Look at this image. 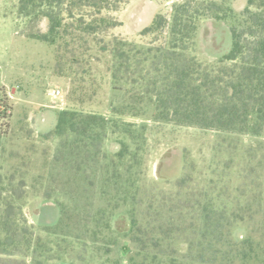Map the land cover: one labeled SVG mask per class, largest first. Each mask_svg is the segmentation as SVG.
Returning a JSON list of instances; mask_svg holds the SVG:
<instances>
[{"label": "rangeland", "instance_id": "obj_1", "mask_svg": "<svg viewBox=\"0 0 264 264\" xmlns=\"http://www.w3.org/2000/svg\"><path fill=\"white\" fill-rule=\"evenodd\" d=\"M144 1L131 0L114 14L122 24L112 31L118 38L115 46L131 58L135 53L137 61L129 71L118 73L111 68L114 59L108 53L93 54L95 59L89 61L85 55L79 64H71L68 57L60 60L62 53L56 54V46L22 37L19 0H0V106L7 107L8 116L0 120V178L22 193L20 203L30 223L31 213L42 200L69 205L68 227L53 231V227L35 226L36 243L42 247L39 260L61 257V261L46 264H194L180 257L174 261L159 257L156 261L139 255L130 243L124 254L123 244L130 238L108 230L105 222L111 223L116 214L133 207L136 218L144 224L142 218L149 205L153 210L162 209L151 215L160 213L164 222L172 216L166 210L198 201L199 208L208 207V212L189 207L182 211L183 221L176 212L173 217L179 231L170 240L161 239L159 250H185L182 243L195 234L207 235L208 242L201 245L210 250L211 241L220 236L221 242L212 244L232 260L215 264H264V136L219 134L152 119V104L146 96L141 97L145 90L141 77L149 71L154 54L148 55L147 49L155 47L149 38L138 36L152 14L149 10V16L140 19ZM154 2L163 14H170L174 5V0ZM204 27L209 30L207 43L219 41L214 52L223 53L231 42L225 22L201 21L195 40L196 57L201 62L205 57ZM56 90L60 96L54 98ZM131 105L137 111H132ZM63 112L75 113L79 130L89 127L88 138L70 133L68 126L62 136L57 135L56 119ZM90 115L101 118L104 124H78ZM41 119L50 122L42 124ZM117 153H125L122 160H117ZM174 158L173 166L164 167L167 177L159 174L162 162ZM113 167L123 182L131 177L138 186L132 202L122 197V190L118 192L116 187L123 186L118 181L115 187L103 186L104 173L111 174ZM20 185L24 188L17 189ZM68 187L85 188V192L73 193L70 201ZM41 214L43 219L52 215L47 210ZM191 221L192 230L188 229ZM162 222L153 227L164 226ZM154 235L161 238L159 233ZM240 236L250 239L252 254L236 244ZM84 243L89 245L85 250ZM244 252L251 258L242 260Z\"/></svg>", "mask_w": 264, "mask_h": 264}, {"label": "trees", "instance_id": "obj_2", "mask_svg": "<svg viewBox=\"0 0 264 264\" xmlns=\"http://www.w3.org/2000/svg\"><path fill=\"white\" fill-rule=\"evenodd\" d=\"M129 1L131 0H19L17 15L23 22L20 35L56 46V54L62 53L60 60L68 57L71 64H79L81 57L85 55L89 61L95 59L93 54L108 53L114 59L111 65L113 70L118 73L122 69L129 71L131 64L137 62L136 54L132 58L126 55L115 46L118 38L112 35V31L122 25L114 18V14ZM201 21L225 22L231 38L230 47L226 51L214 52L219 48V41L214 39L207 43L205 37L209 35V30L204 27L202 41L205 57L202 62L196 57L195 42ZM138 36L149 38L150 45H155L154 48L147 49L148 55L152 52L154 54L150 59L149 71L141 77L145 82L141 97L149 98L153 108L152 119L156 123L194 127L219 134L264 136V0H174L170 14L158 12ZM130 83L134 85V79ZM130 109L137 111L132 105ZM6 110V106H0L2 121L8 118ZM75 118L73 112L58 115L55 125L57 135L62 136L68 126L70 133L88 138L86 134L89 127L87 129L83 126L79 130ZM93 122L104 124L101 118L93 115L78 124ZM77 143L80 144L81 141ZM124 156L125 153L115 154L117 160H122ZM106 167H110V164ZM118 172L116 167H113L111 174L103 171V186L115 187L119 182L123 186L116 187L118 192L122 190V197L132 202L136 198L134 191L138 190V186L131 182V177L123 182ZM183 186L181 183L180 188ZM16 188H24V185ZM73 188H66L70 201L73 200V193L79 194V191L85 189ZM21 199L22 193L15 191L11 183L3 184L0 178V264H46L49 261H61L60 255L39 260L38 250L42 247L36 243L34 229L35 226H42L47 230L53 227L52 230L57 231L68 227L66 221L71 218L69 205L42 200L31 213L30 223L23 211ZM189 207L193 211L201 210V213L209 210L208 207L200 209L199 201L194 204L182 202L178 208L166 210L172 216L162 222L160 213L151 215L155 210L161 212L162 209L153 210L152 205H149L142 218L145 222L143 224L142 220L136 218L135 208L132 207L112 216L111 223L105 222V228L113 232L119 231L130 238L123 244L124 254L129 250L130 243L136 246L135 250L139 255L156 261L159 257L170 258L172 261L180 257L194 264L231 261L230 255L221 253L212 244L213 241L219 244L220 236L211 241L212 250L202 249L201 244L208 242L207 235L196 234L182 243L185 250H159L161 239L170 240L179 231L173 216L178 212L183 221L182 211ZM44 210L51 211L52 215L43 219L41 212ZM102 220L104 219L101 218ZM158 221L165 225L160 224L154 228V223ZM192 227L194 223L191 221L188 229L192 230ZM80 229L86 230L82 225ZM155 233H159L161 238L155 237ZM95 235L96 233L93 235V244L98 241ZM236 244L252 254V242L247 236H240ZM87 246L89 245L84 243V250ZM89 251L92 252L90 249ZM107 252L106 250L105 254ZM250 258L251 255L246 252L241 257L242 260Z\"/></svg>", "mask_w": 264, "mask_h": 264}, {"label": "crops", "instance_id": "obj_3", "mask_svg": "<svg viewBox=\"0 0 264 264\" xmlns=\"http://www.w3.org/2000/svg\"><path fill=\"white\" fill-rule=\"evenodd\" d=\"M156 0H145L144 1V4H143V7H142V10L140 12V19L141 18H144L146 16H149L148 15V11L149 10H152V14L150 13V16L148 17V24L145 25V26H148L150 24V22L152 21L153 17L160 11H157V4L154 2Z\"/></svg>", "mask_w": 264, "mask_h": 264}, {"label": "flooded vegetation", "instance_id": "obj_4", "mask_svg": "<svg viewBox=\"0 0 264 264\" xmlns=\"http://www.w3.org/2000/svg\"><path fill=\"white\" fill-rule=\"evenodd\" d=\"M51 120V119H50ZM50 122V121H49ZM48 121H46V122H43V120L41 119V123L42 124H47V123H49ZM175 159V158H174ZM179 160H181V157H180V159ZM176 159H175V161H171L170 159H168L167 161H164V163L162 162V165H161V167H160V169H159V174H161V175H163L164 177H167V175H166V172H164V169L165 168H170L171 167V165L173 166L175 163H176ZM170 163V164H169ZM165 167V168H164Z\"/></svg>", "mask_w": 264, "mask_h": 264}, {"label": "built area", "instance_id": "obj_5", "mask_svg": "<svg viewBox=\"0 0 264 264\" xmlns=\"http://www.w3.org/2000/svg\"><path fill=\"white\" fill-rule=\"evenodd\" d=\"M58 96H60V91L59 90H56V91L52 92V97L56 98Z\"/></svg>", "mask_w": 264, "mask_h": 264}]
</instances>
